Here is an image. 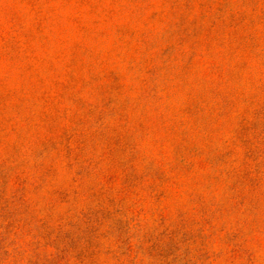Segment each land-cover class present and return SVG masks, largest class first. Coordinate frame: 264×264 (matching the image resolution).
Instances as JSON below:
<instances>
[{"label": "rangeland", "instance_id": "rangeland-1", "mask_svg": "<svg viewBox=\"0 0 264 264\" xmlns=\"http://www.w3.org/2000/svg\"><path fill=\"white\" fill-rule=\"evenodd\" d=\"M0 264H264V0H0Z\"/></svg>", "mask_w": 264, "mask_h": 264}]
</instances>
